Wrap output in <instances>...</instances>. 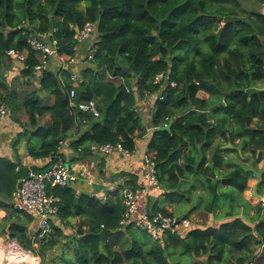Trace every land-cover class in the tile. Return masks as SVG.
<instances>
[{"label":"trees","instance_id":"16d2710c","mask_svg":"<svg viewBox=\"0 0 264 264\" xmlns=\"http://www.w3.org/2000/svg\"><path fill=\"white\" fill-rule=\"evenodd\" d=\"M89 22L97 24V51L82 69V82L75 84L68 70L59 75L44 71L41 85L56 96L55 107H43L37 93L24 100L37 140L29 141V154L55 161L65 140L85 157L93 155L92 146L107 144H121L132 154L147 133L138 99L158 94L163 100L158 98L152 112L149 154L160 188L173 200L190 177L208 183L212 196L203 214L206 221L219 201L214 181L243 193L253 176L236 169L217 179L226 164L220 141L234 145L240 140L254 164L263 158L257 154L264 152V11L247 10L238 0H0V59L12 49L27 53L25 74L33 77L41 60L27 43L31 34L57 28L58 55L74 58L78 30ZM161 74L166 79L157 83ZM79 87L78 100L97 99L99 118L69 110L70 94ZM7 97L0 104L9 106ZM47 114L48 130L41 125ZM76 126L79 137L72 135ZM29 173L0 159V230L38 255L41 264H174L173 252L182 246V255H205L208 264L228 259L247 264L264 245V220L253 229L236 221L232 227L197 230L186 238L169 233L157 242L147 236L150 241L142 243L138 237L146 233L121 226L126 211L122 191L100 200L57 186L50 191L59 199V219L70 224L73 217L83 218L87 230L52 259L66 238L63 230L54 227L50 237L34 240L29 232L33 218L10 203L19 180ZM120 176L128 178L129 190H139L136 176ZM256 209L262 212L260 205ZM150 211L174 216L160 208ZM103 229L110 234L100 238Z\"/></svg>","mask_w":264,"mask_h":264},{"label":"crops","instance_id":"0c3cea01","mask_svg":"<svg viewBox=\"0 0 264 264\" xmlns=\"http://www.w3.org/2000/svg\"><path fill=\"white\" fill-rule=\"evenodd\" d=\"M94 40H97V33ZM90 46V43L83 44L74 58L62 56L50 60L44 71L57 75H59L60 71L65 70L71 72V75L78 73V82L81 83V72L87 65L86 56ZM37 57L41 60L40 55H37ZM26 69V62L17 61L8 55L0 59V85L5 86V88H0V103L4 101L2 97L8 95L9 104L7 106L9 115L0 125V159L9 160L17 164L18 168L24 167L30 172L35 168L39 169L37 172H40L48 166L51 159H36L29 154V141L36 142L37 140L31 134L30 119L24 108V100L29 94L37 93L41 105L50 109L56 105V96L42 88L41 80L44 71L36 70L34 76L29 77L25 74ZM78 82H75V84H78ZM79 89L80 87L77 88L76 94ZM158 98V94H152L143 99H138L137 107L147 126V133L145 137L138 140L136 151L130 156L114 152L109 156L93 154L90 157H85L75 151L71 145L65 149L63 157L78 177V180L71 188L75 190L78 196L86 194L100 200H108L121 191L123 194V186L126 185L128 178L120 175L132 174L137 178L139 190L136 193L144 208L153 209L155 207L164 209L175 216L189 218L192 221L193 226L190 232L183 238L197 230L219 229L226 224L232 227L236 221L242 222L252 229L255 228L258 221L264 220V208L261 206V201H264V187H262L264 152H258L257 157L262 154L263 158L259 164H254L253 156H251L252 159H249L250 154L243 152L239 145L240 140H237L234 145L231 142L220 141L221 150L223 151L221 155L225 158L226 164L217 175V179L219 176L236 169L251 172L253 176L248 181V188L245 192L239 193L235 188L216 185L218 183L214 181V186H217L219 201L215 211L211 214H206V221L203 214L205 213L206 202L212 196L208 183H202L198 179L190 177L182 184L180 197H176L173 200L167 199L162 189L155 190L148 187L144 180L146 168L143 157L149 153V143L155 131L150 128V121ZM41 125L47 130L51 127L49 114L41 118ZM77 128L76 126L72 131V135L75 137H79V134L77 135L79 129ZM25 131L28 134L21 137ZM226 150L231 151L225 152ZM212 155H209V157H212ZM224 192L226 195H223ZM10 203H12V199ZM259 205L262 207V212L260 213L256 209ZM30 216L33 221L29 225V232H34L37 228V222L33 215ZM68 221L70 224L67 221H61L58 216L54 220V226L60 227L66 238L63 240V244L51 253L52 259L60 256L65 249L67 250L72 238L79 237L87 230L83 218L73 217ZM147 236L142 234L138 239L142 243L150 241L151 238L148 236L149 239ZM116 239L113 236L112 241ZM183 248L182 246L173 252L172 259L174 264H208V258L205 255H182ZM223 264H235V262L228 259ZM247 264H264V245L259 248L255 256Z\"/></svg>","mask_w":264,"mask_h":264},{"label":"built area","instance_id":"2783aa9c","mask_svg":"<svg viewBox=\"0 0 264 264\" xmlns=\"http://www.w3.org/2000/svg\"><path fill=\"white\" fill-rule=\"evenodd\" d=\"M57 28L50 33L31 34L27 43L30 49L41 56V63L36 67L37 71H44L49 65L50 60L58 57V42L53 38V34ZM97 32V24L89 22L83 30L78 31L76 40L77 47L74 49L77 54L80 47L85 43H90L86 62L93 60L97 51L95 46V35ZM8 56L11 58L26 62L27 54L18 52L17 50L8 51ZM73 58V57H72ZM166 76L161 74L157 77L156 82L161 83ZM72 81L78 82L79 75L74 73ZM171 87L175 88L176 83H170ZM159 99L163 97L159 95ZM69 110L73 114H90L94 118H99L101 112L98 107L97 99L78 100L76 97V89L69 97ZM9 115L8 107L0 104V125L6 120ZM70 140L60 142L59 154L55 161L51 159L48 166L40 172L31 171L26 177L22 178L17 184L12 195V206L14 210L20 213L30 214L36 218L37 228L34 231V240H43L50 237L54 230V220L59 213V199L51 193L54 187H71L77 180L76 173L72 171L69 164L64 159L65 149L69 146ZM92 153L99 156H109L114 152H120L124 156H130V153L124 150L121 144L112 145H94L91 148ZM145 164L144 180L148 187L160 190V185L157 177L156 164L152 156L147 153L143 157ZM124 205L126 207L125 214L121 221V226H128L135 230L146 233L153 241L162 242L166 234H173L184 237L190 232L193 226L189 218L178 216H167L160 212H151L150 209L144 208L137 193L123 186ZM261 206L264 208V201H261ZM2 222V209L0 208V223ZM12 246L8 244L6 247L0 246V264H41V258L32 251L24 249L17 241L8 240Z\"/></svg>","mask_w":264,"mask_h":264},{"label":"rangeland","instance_id":"374dc122","mask_svg":"<svg viewBox=\"0 0 264 264\" xmlns=\"http://www.w3.org/2000/svg\"><path fill=\"white\" fill-rule=\"evenodd\" d=\"M238 1L242 5V7L247 9V10L253 9V10L264 11V5H260V3L257 0H238ZM2 213H3V211H2ZM8 240L9 239L7 238V236L2 235L1 230H0V246H2V247L8 246V244L11 243V242H8ZM11 244H9V245L12 246Z\"/></svg>","mask_w":264,"mask_h":264},{"label":"water","instance_id":"95a60500","mask_svg":"<svg viewBox=\"0 0 264 264\" xmlns=\"http://www.w3.org/2000/svg\"><path fill=\"white\" fill-rule=\"evenodd\" d=\"M79 31V30H78ZM110 232L107 231L106 229H103V231L101 232V234L99 235L100 238H104L105 236L109 235Z\"/></svg>","mask_w":264,"mask_h":264},{"label":"clouds","instance_id":"9594fccd","mask_svg":"<svg viewBox=\"0 0 264 264\" xmlns=\"http://www.w3.org/2000/svg\"><path fill=\"white\" fill-rule=\"evenodd\" d=\"M151 155V154H150ZM161 189V188H160ZM149 209V208H148ZM175 216V215H174Z\"/></svg>","mask_w":264,"mask_h":264}]
</instances>
